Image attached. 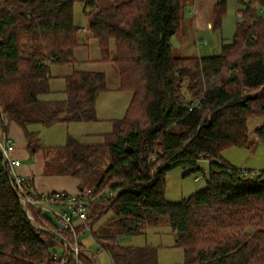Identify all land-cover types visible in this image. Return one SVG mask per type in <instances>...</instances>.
<instances>
[{
	"label": "trees",
	"instance_id": "obj_1",
	"mask_svg": "<svg viewBox=\"0 0 264 264\" xmlns=\"http://www.w3.org/2000/svg\"><path fill=\"white\" fill-rule=\"evenodd\" d=\"M182 1L0 0L1 114L24 132L30 153L40 148L31 125L98 121L105 73L76 69L65 78L63 94L50 86L52 65L77 64L83 29L74 23V7L82 3L99 61L112 63L118 89L133 95L102 144L70 139L65 147L68 158L60 174L73 177L92 173L104 150L110 156L94 190L119 192L106 213L112 212L121 231L95 238L97 244L109 253L111 264H146L153 256L150 249L115 241L166 217L187 264H264V172L244 176V169L222 159L228 148L249 147L252 119L262 120L253 133L264 142V18L259 13L264 0H235L240 19L232 41L223 44L221 54L200 58L173 55ZM226 2L214 6V29L226 14ZM202 161L209 163L205 188L168 202L167 174L176 168L188 170L187 175L203 172ZM4 164L0 150V264H55L52 255L63 243L32 225ZM25 186L36 195L29 181ZM98 208L90 212V226ZM30 211L56 231L46 214ZM64 236L73 241L71 234ZM79 260L93 264L84 254Z\"/></svg>",
	"mask_w": 264,
	"mask_h": 264
},
{
	"label": "rangeland",
	"instance_id": "obj_2",
	"mask_svg": "<svg viewBox=\"0 0 264 264\" xmlns=\"http://www.w3.org/2000/svg\"><path fill=\"white\" fill-rule=\"evenodd\" d=\"M127 1L128 0H101V4L107 5L109 3H123ZM217 2H219V0L182 1L183 20L181 32L174 36L171 41L173 55L175 57L200 58L219 55L222 53L223 44L232 41L236 33L237 22L240 19L239 14H237L238 5L235 0H227L226 14L219 28L214 29L211 25L209 27L207 25L205 26V23L211 22L212 11ZM83 9L84 5L82 3H76L74 7V23L77 27L85 30L89 24V16L84 13ZM196 16L199 19L200 29L196 28ZM86 33H80L81 41L86 36ZM81 43L82 44L75 51V57L79 60L80 68L82 69L86 66V62L82 60H86L87 56H89L91 60L100 59V50L98 42L93 39H90L88 47L84 45V42ZM112 53L114 55L113 44ZM62 68L63 71H66L70 67ZM93 68L97 71H103L107 78V90L100 93L96 103L99 116L122 119L132 98L131 93L119 92L116 90L119 86V75L113 64L100 62ZM51 72L54 74L55 69H51L50 73ZM261 124V119H252L249 122V129L251 132L249 147L245 149L228 148L223 151L222 159L237 169L258 173L264 172V142L259 141L253 133ZM11 126L12 124L8 127L11 128ZM95 126L98 131L105 134L112 132L114 127L112 122L101 123ZM80 127L83 128L82 126ZM15 128L20 131L17 127ZM38 129L44 131L48 144L53 142L57 146L60 145L59 147H62L43 149L42 146L34 153H30L33 157H36L34 158L36 161L40 158L38 163L41 164L40 166H42L44 173L60 174V169L65 165L68 158V152L65 150L67 139H69L68 135L76 137L77 140L85 144L93 142L94 144L100 145L103 143V138L101 136L97 137V139L79 138L77 135V130H79L77 124H71L70 126L67 124H56L50 127H42L40 125L29 126L30 132ZM49 159H52L53 162L50 163L48 161ZM109 164V153L107 150H104L100 159L95 163L92 173L80 178L83 184L94 188L109 167ZM201 167L203 172L189 175H187L188 170L183 168H176L170 171L166 176V200L168 202L178 203L204 189L208 177V161H202ZM197 178L200 179L198 180ZM46 215L51 218L54 223L57 221L54 214L49 212ZM99 217H97V221H95V226L89 225L92 232L85 230L84 234L80 236V243L89 255L92 253L97 256L99 264H111L107 254L97 246L95 238L97 239V237H99L98 233L100 232L113 233L114 236H117L121 231L119 221L114 219L112 212L102 213ZM120 243L125 247L150 249L153 256L150 261L147 260L146 264H187V254L183 247L177 244L176 235L166 217H161L155 222L148 223L143 227L140 234L126 237L122 239Z\"/></svg>",
	"mask_w": 264,
	"mask_h": 264
},
{
	"label": "built area",
	"instance_id": "obj_3",
	"mask_svg": "<svg viewBox=\"0 0 264 264\" xmlns=\"http://www.w3.org/2000/svg\"><path fill=\"white\" fill-rule=\"evenodd\" d=\"M259 13L264 18V9H259ZM198 103H194L192 109ZM0 116L6 122L1 112ZM0 150L2 151L4 162L8 165V173L12 187L19 196L24 210H28L32 225L46 232L51 231L48 226L33 216L30 207L38 209L43 215L50 212L56 216L57 221L54 223L55 233L64 237L65 241L62 242L63 246L59 247L53 253V262L55 264H82L79 257L84 254L93 264H98L91 254L89 255L83 251L79 241L80 236L84 234L85 230L91 231L89 227V216L93 208L95 206L99 207L96 210V217L107 212L112 202L119 196V192L106 190L105 193L96 194L94 189H86L76 195H68L65 193L34 195L25 186L27 179L19 175L16 171L21 163L18 160L11 159L10 156L14 151V145L6 136H0ZM243 173L244 176L250 175L248 170H244ZM197 179L199 180L200 178ZM77 222H79V225H76ZM67 233L72 235V242H69L64 236ZM122 239L124 237L117 238L115 243L120 244Z\"/></svg>",
	"mask_w": 264,
	"mask_h": 264
},
{
	"label": "crops",
	"instance_id": "obj_4",
	"mask_svg": "<svg viewBox=\"0 0 264 264\" xmlns=\"http://www.w3.org/2000/svg\"><path fill=\"white\" fill-rule=\"evenodd\" d=\"M195 18H196V28L200 29L201 26H199L200 25L199 19L197 16ZM206 25L208 27L210 25L212 26V20H211V22L205 23V26ZM86 31H87V28H85V30H83L82 32L86 33ZM84 38L82 39L81 42H84V45L88 47V45L90 43V39H91L88 31H87L86 36ZM76 60H77V64L73 67H71L69 65H52L51 66L50 71H51V69H55L54 74H52V72H51L52 79L50 82L51 90L53 92L58 93V94L62 93L64 90V87H65V78L67 76L71 75L72 72L76 69L84 70V71L103 72V71H97V70H95V68H93L95 65H97V63H100V61H99L100 59L91 60L90 57L87 56L86 60H82L83 62H86L87 67L84 66L82 69L80 68L79 60L77 58H76ZM103 63H105V62H103ZM110 64H112V63H110ZM62 67H70V68L67 69L66 71H63ZM118 87L116 89L117 91L124 92V91H120L118 89ZM131 95H132V93H131ZM60 96H62V95L60 94ZM99 96H100V94H99ZM99 96H98V98H99ZM132 97H133V95H132ZM131 100H132V98H131ZM131 100H130V103H131ZM130 103H129V105H130ZM129 105H128V107H129ZM128 107H127V109H128ZM127 109H126V111H127ZM97 111L98 110L96 108V116L98 119V121H96V122L70 123L67 125L70 126L71 124H77L78 128H79V130H77V135L81 139L82 138H87V139L88 138H90V139L96 138L97 139V137H99V136H101L103 138V135L105 133H101L100 131H98L95 125H100L101 123H106V122H112V121L118 120V119L117 118H109V117H105V118L100 117L99 111H98V114H97ZM5 124L7 125V134L5 132ZM10 124H12L11 128L8 127ZM56 124H66V123H56ZM56 124H54V125H56ZM54 125H52V126H54ZM79 125L82 126L83 128H81ZM88 125H91V126H88ZM15 127H17L20 131H18ZM42 127H44V126H42ZM33 132L38 134L37 142L40 145V147L43 146V149L62 148V147H59L60 145L57 146L53 142H50L48 144L46 142L47 138L44 134V131H41L38 129V130H34ZM6 135L8 136V139L14 145V151L11 153V156H10L11 159L12 160H18L21 163V165L16 169V171L19 175L24 176L27 179V181L30 182V184L32 186V190L34 193H36V195L51 194V193H65L68 195H76V194H79L82 190L94 189L92 187H88V186L84 185L82 180L78 177H73L71 175H64V174L44 173L42 166H40L41 164L38 163V161H40V158H38V160L36 161L34 159L36 157H33L30 154V151L28 148V141L26 139L24 132L18 127V125H16V123H13V122L6 123L5 121H3L1 119V116H0V136L4 137ZM68 138L69 139H67L68 140L67 144H68L70 139H74V140L80 142L79 140L76 139V137H71L70 135H68ZM81 144H83V145H95L93 142L87 143V144H85V143H81ZM48 161L50 163L53 162L52 159H49ZM76 225H79V222H77ZM91 232H92V230H91ZM98 235L99 236H112L113 233L100 232V233H98ZM97 246L101 250H103L98 244H97ZM82 249L84 252H86V250L84 249L83 246H82ZM104 252H105V254H107L109 261L111 262V257L109 255V253L106 251H104ZM90 254L94 257L95 261L99 264V262L97 260V256L92 254V253H90Z\"/></svg>",
	"mask_w": 264,
	"mask_h": 264
},
{
	"label": "water",
	"instance_id": "obj_5",
	"mask_svg": "<svg viewBox=\"0 0 264 264\" xmlns=\"http://www.w3.org/2000/svg\"><path fill=\"white\" fill-rule=\"evenodd\" d=\"M0 112H1V110H0ZM5 132H6V134H7V125H6V124H5ZM6 138H8L7 135H6ZM4 165H5L6 170L8 171V165H7V163L5 162ZM25 213H26L28 219L30 220V216H29V213H28V210H27V209H25ZM39 229H40V228H39ZM40 230H42V229H40ZM48 233H50L52 236H54L56 239H58V240L61 241V242H64V241H65L64 237H62L61 235L55 233V232L52 231V230H51V231H48Z\"/></svg>",
	"mask_w": 264,
	"mask_h": 264
}]
</instances>
